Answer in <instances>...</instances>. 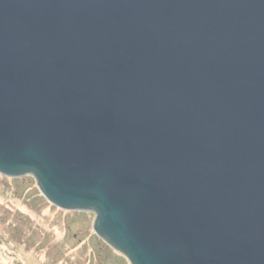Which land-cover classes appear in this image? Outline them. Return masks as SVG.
<instances>
[{"label":"water","instance_id":"1","mask_svg":"<svg viewBox=\"0 0 264 264\" xmlns=\"http://www.w3.org/2000/svg\"><path fill=\"white\" fill-rule=\"evenodd\" d=\"M0 174L130 264H264V0H0Z\"/></svg>","mask_w":264,"mask_h":264},{"label":"rangeland","instance_id":"2","mask_svg":"<svg viewBox=\"0 0 264 264\" xmlns=\"http://www.w3.org/2000/svg\"><path fill=\"white\" fill-rule=\"evenodd\" d=\"M94 221L50 203L32 176L0 174V264H130L97 236Z\"/></svg>","mask_w":264,"mask_h":264}]
</instances>
